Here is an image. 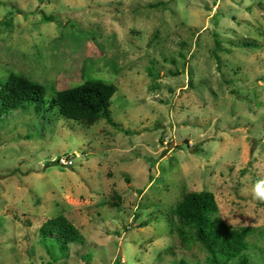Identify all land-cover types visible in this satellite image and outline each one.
<instances>
[{"label":"rangeland","instance_id":"1","mask_svg":"<svg viewBox=\"0 0 264 264\" xmlns=\"http://www.w3.org/2000/svg\"><path fill=\"white\" fill-rule=\"evenodd\" d=\"M10 72L45 99L86 80L116 90L114 125L0 117V264L50 262L38 229L59 214L85 240L54 264H210L170 222L201 190L264 264V0H0Z\"/></svg>","mask_w":264,"mask_h":264},{"label":"trees","instance_id":"2","mask_svg":"<svg viewBox=\"0 0 264 264\" xmlns=\"http://www.w3.org/2000/svg\"><path fill=\"white\" fill-rule=\"evenodd\" d=\"M44 20L50 21L52 17H45ZM115 90L113 83L86 80L80 85L57 90L50 99H45L46 87L43 84L10 72L4 80H0V117L11 111L38 112L44 109V112H53L82 124L105 119L114 125L109 106ZM33 105L34 108H30ZM216 212L217 205L211 191L186 192L172 210L177 224L171 219L170 222L181 244L198 241L202 245L210 255V264H227L234 260L237 264H248L246 237L251 228H232L219 217H212ZM146 224L142 223L143 226ZM38 230L39 242L50 257L47 264H54L58 259L66 257L70 244H83L85 240L63 214L47 219ZM53 245L61 252L60 257L53 253L52 249H56Z\"/></svg>","mask_w":264,"mask_h":264},{"label":"clouds","instance_id":"3","mask_svg":"<svg viewBox=\"0 0 264 264\" xmlns=\"http://www.w3.org/2000/svg\"><path fill=\"white\" fill-rule=\"evenodd\" d=\"M260 184H264V181L260 182ZM260 184L256 186V193L258 195L264 196V189L260 187Z\"/></svg>","mask_w":264,"mask_h":264},{"label":"built area","instance_id":"4","mask_svg":"<svg viewBox=\"0 0 264 264\" xmlns=\"http://www.w3.org/2000/svg\"><path fill=\"white\" fill-rule=\"evenodd\" d=\"M68 160V159H67ZM68 163H71V161L70 160H68Z\"/></svg>","mask_w":264,"mask_h":264}]
</instances>
